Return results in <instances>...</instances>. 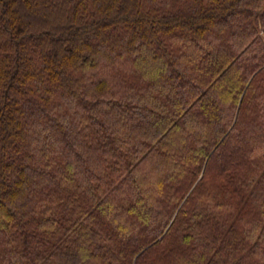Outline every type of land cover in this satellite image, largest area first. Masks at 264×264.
Masks as SVG:
<instances>
[{"label": "trees", "instance_id": "1", "mask_svg": "<svg viewBox=\"0 0 264 264\" xmlns=\"http://www.w3.org/2000/svg\"><path fill=\"white\" fill-rule=\"evenodd\" d=\"M0 264H264V0H0Z\"/></svg>", "mask_w": 264, "mask_h": 264}]
</instances>
